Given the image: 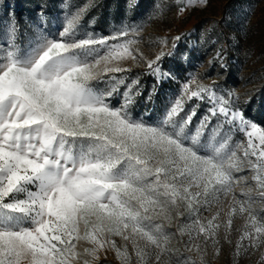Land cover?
I'll list each match as a JSON object with an SVG mask.
<instances>
[{
	"label": "snow or ice",
	"instance_id": "snow-or-ice-1",
	"mask_svg": "<svg viewBox=\"0 0 264 264\" xmlns=\"http://www.w3.org/2000/svg\"><path fill=\"white\" fill-rule=\"evenodd\" d=\"M206 3L186 0L185 7ZM125 4L131 12L138 0ZM100 6L87 0L72 10L66 0L70 11L56 31L43 12L31 31L15 15L0 20V264H95L108 251L120 264H197L170 246L176 235L188 237L183 251L203 264L209 243L219 254V229L227 241L237 212L245 224L235 254L259 250L264 216L254 209H264V126L236 105L234 90L195 76L161 117L137 113L139 97L154 102L156 85L145 95L138 77L109 74L131 71L121 62L137 61L140 29L122 22L107 36L86 30L82 20ZM176 47L154 59L135 51L162 83L174 77L160 61ZM229 196L225 223L223 207L203 216ZM173 221L176 233H169Z\"/></svg>",
	"mask_w": 264,
	"mask_h": 264
},
{
	"label": "rangeland",
	"instance_id": "rangeland-1",
	"mask_svg": "<svg viewBox=\"0 0 264 264\" xmlns=\"http://www.w3.org/2000/svg\"><path fill=\"white\" fill-rule=\"evenodd\" d=\"M66 0H48L39 8L36 2L23 5L24 18L20 19L16 15L19 9L13 5L0 13V20H5L8 16L15 15L20 25L24 29L31 31L30 23L38 22V14H43L48 18V30L56 31L63 23L66 14L70 9L65 7ZM75 7L87 3V0H70ZM100 7L90 9L82 20L84 28L102 35H110L120 26L122 22L133 27H139V35L134 38L138 41L133 45V52L137 55V61L131 59L122 61V65L130 68V72L109 74L122 76L128 82L138 77L142 91L147 95L156 85L153 93V103L146 104L143 97L138 98L134 107L137 113H142L146 109L152 112L154 118L161 117L168 103L169 98H175L181 90V85L188 79L195 76L206 85H212L223 90H234L235 96L239 97L235 101L236 105L243 109L245 115L260 126H264V115L258 112H248V107L252 102L263 100L260 96L264 89V0H254L252 6L248 5V0H207L204 5L185 7L186 0H138V7L131 12L126 10L125 0H100ZM38 5V6H37ZM185 7L183 13L180 8ZM30 8V11H29ZM94 18V19H93ZM179 36L180 40L175 41ZM132 38V37H127ZM167 42L166 45L164 42ZM177 47L170 56L166 55L161 64V70L170 72L174 79H167L162 83H157L155 78L148 74L146 62L139 58L136 49L143 57L154 59L160 52H171L173 43ZM221 54L222 61L217 58V53ZM176 62L185 64V70L180 75L174 74L177 67ZM223 62L227 67H221ZM95 87L105 88V84H96ZM193 87H195L193 85ZM251 98V103L247 100ZM194 103H200L194 101ZM264 107V101H262ZM190 105H185V109ZM207 105L201 104L198 115L202 114ZM183 115V113H181ZM195 123V121H194ZM236 140H243L241 134H237ZM244 173L238 174L242 175ZM239 196V188L236 189ZM255 196L256 193L254 192ZM231 197L223 198L222 205H213L211 211H204L203 216L210 218L216 211L223 207L220 222L223 224L227 220L226 213L230 210L228 205ZM254 211L264 216V209L259 205ZM245 224V217L238 212L233 215V222L228 235V240L224 238L225 230L221 227L218 232L219 254L211 243L206 247L203 255V264H260V257L264 253V246L259 250L248 249L247 252L241 250L237 256L236 244L242 235ZM165 230L169 233H176V222ZM117 245L124 242L116 237ZM187 236H173L171 247L180 250V259L191 257L200 264L195 252L183 251L184 242ZM230 241V242H229ZM199 243V241H197ZM247 245L248 241L244 240ZM205 245L201 244V248ZM129 254L135 260V255L131 245L128 246ZM95 264H120L115 252L108 251L100 253Z\"/></svg>",
	"mask_w": 264,
	"mask_h": 264
},
{
	"label": "trees",
	"instance_id": "trees-1",
	"mask_svg": "<svg viewBox=\"0 0 264 264\" xmlns=\"http://www.w3.org/2000/svg\"><path fill=\"white\" fill-rule=\"evenodd\" d=\"M26 0H0V13L4 10V8L6 9L5 12L8 11V8L12 7L13 5H17L18 6V10L16 11V15L18 16V18L22 19L24 18L25 16V12H24V9H23V5H24V2ZM28 3H34L36 2L37 4H39V8L42 6V4L44 2H48V0H27ZM142 2L144 0H141ZM235 1H238V0H235ZM254 4V0H248V5L252 6ZM38 6V5H37ZM29 11H30V8H29ZM175 65L177 67L176 71L174 74L176 75H180L182 73V70H185V64H182V63H179V62H176ZM260 96L262 97V101H264V89L261 91V94ZM262 101H261V104L258 102V101H254L251 103V105L248 107V112H258V114L262 115V112H263V115H264V107L263 104H262Z\"/></svg>",
	"mask_w": 264,
	"mask_h": 264
}]
</instances>
